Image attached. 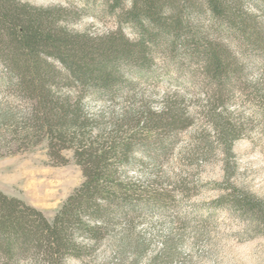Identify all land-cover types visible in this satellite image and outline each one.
<instances>
[{
  "label": "trees",
  "instance_id": "obj_1",
  "mask_svg": "<svg viewBox=\"0 0 264 264\" xmlns=\"http://www.w3.org/2000/svg\"><path fill=\"white\" fill-rule=\"evenodd\" d=\"M85 1L102 4L119 28L93 37L62 26L66 11L60 7L0 0V82L25 99V138L45 140L57 165L66 164L64 151H72L83 176L51 222L0 191V264H65L86 255L109 234L114 235L116 263L136 264L143 244L133 236L135 218L162 211L164 203L152 185L156 178L136 185L127 180L125 168L136 162L156 169L176 132L190 123L168 97L154 108L148 96L135 91L137 78L155 77L151 63L159 53L166 68L193 84L209 82L217 92L236 75V57L255 50L264 59V34L236 0ZM122 24L136 32V41L124 36ZM204 24L230 35L237 50L208 40V31L199 30ZM87 94L111 104L121 99L125 106L92 116L84 110ZM7 119L14 117L0 115V121ZM227 196L247 213L263 212L259 202L241 193ZM172 249L165 238L162 253L148 264H158L163 253L171 256Z\"/></svg>",
  "mask_w": 264,
  "mask_h": 264
},
{
  "label": "rangeland",
  "instance_id": "obj_2",
  "mask_svg": "<svg viewBox=\"0 0 264 264\" xmlns=\"http://www.w3.org/2000/svg\"><path fill=\"white\" fill-rule=\"evenodd\" d=\"M19 1L37 8L64 9L60 24L73 32L101 37L119 28L116 17L97 2ZM234 4L264 34V0H236ZM121 30L130 41L137 40L128 25L122 24ZM199 30L208 31V40L237 50L235 40L225 32H213L207 24ZM236 58L232 69L237 73L230 86L217 92L209 82L199 85L195 81L196 86L166 68L159 53L151 63L155 77L137 78L135 91L148 96L154 108H160L168 97L190 123L176 132L156 169L136 162L125 168L127 180L136 185L146 177L156 178L152 185L162 193L164 203L162 211L135 218L133 236L143 244L136 264H148L160 255L165 238L170 240L172 253L157 257L158 264H264V59L255 50ZM83 105L92 116L112 106L116 112L125 106L121 99L111 104L93 94L84 97ZM25 110V99L0 82V115L14 117L0 121V191L39 210L51 222L83 176L72 151H64L67 162L57 165L48 156L45 140L35 143L25 138L21 124ZM214 126L224 130L225 136L216 134ZM231 192L259 202L263 212L252 215L232 205L227 196ZM113 238L109 234L86 255L68 258L65 264H118Z\"/></svg>",
  "mask_w": 264,
  "mask_h": 264
}]
</instances>
